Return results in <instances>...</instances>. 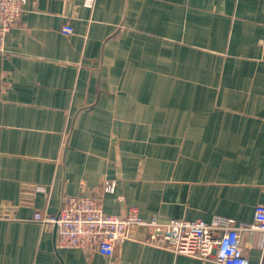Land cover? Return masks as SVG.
I'll list each match as a JSON object with an SVG mask.
<instances>
[{"label": "crops", "instance_id": "crops-1", "mask_svg": "<svg viewBox=\"0 0 264 264\" xmlns=\"http://www.w3.org/2000/svg\"><path fill=\"white\" fill-rule=\"evenodd\" d=\"M92 192L113 216L252 221L264 0H26L0 53V264H213L147 244L145 227L111 258L55 250L33 214ZM256 243L241 237L249 264Z\"/></svg>", "mask_w": 264, "mask_h": 264}, {"label": "built area", "instance_id": "built-area-1", "mask_svg": "<svg viewBox=\"0 0 264 264\" xmlns=\"http://www.w3.org/2000/svg\"><path fill=\"white\" fill-rule=\"evenodd\" d=\"M26 0H0V53L8 31L20 19ZM94 0H83L92 8ZM70 35L72 29L62 28ZM114 181L101 184L102 193H114ZM41 190V189H40ZM33 221L55 227V250L77 249L96 252L111 258L116 245L129 240V232L137 227L150 229L147 244L176 255H184L213 264H249L241 244L243 235H256L258 264H264V204H258L250 223H236L233 219L214 217L209 222L170 219L160 223L139 217L136 208L129 207L121 216L105 214L101 195L81 194L63 199L55 216L33 214Z\"/></svg>", "mask_w": 264, "mask_h": 264}]
</instances>
